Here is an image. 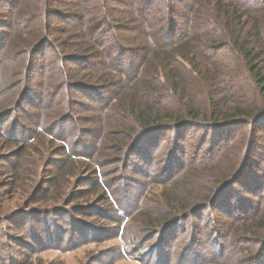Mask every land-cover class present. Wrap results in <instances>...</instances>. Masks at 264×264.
I'll return each mask as SVG.
<instances>
[{
	"label": "trees",
	"instance_id": "16d2710c",
	"mask_svg": "<svg viewBox=\"0 0 264 264\" xmlns=\"http://www.w3.org/2000/svg\"><path fill=\"white\" fill-rule=\"evenodd\" d=\"M206 2H210L213 24H209L207 18L210 17L200 11ZM59 4L67 6L68 10H54L49 0H41L40 15L27 18L34 21L33 30L39 38L20 40L17 31L21 33L23 22L15 19L13 5L0 0V9L8 8L6 13H0V32L4 33L0 34V52L8 41L11 43V37L7 36L11 30L15 31V45H29L17 56L23 58V68L17 72L15 81L21 92L15 94L7 107L23 113L19 120L21 125L17 124L18 119L13 120L6 129L8 136L49 140L52 138L48 134L52 127L50 120L41 113L32 115V111L56 106V113H62L64 120L74 126L77 139L87 133L94 142L109 139L114 162L126 159L129 164L134 158L145 159L147 151H155L164 142L167 146L168 141L173 146L178 145L186 132L193 129L206 131V137L210 136L213 141L217 139L219 150L233 140L229 133L240 130V134L246 135L245 130L249 128L248 142L252 150L248 157L233 154V164L218 177L211 178L207 189L191 188L190 197L179 196L178 182L164 185L160 193L163 203L159 205L162 210L140 214L144 222L141 229L122 227L141 209L139 199L145 194V185L140 181L130 180L127 189L126 185L119 189L114 179L112 183L110 178L105 180L107 175L102 176V172L95 169L91 172L89 195L102 196L114 218L109 220L116 225L110 239L124 234V247L114 254L110 264L123 258L138 259L139 253L145 251L139 234L146 231H152V237L156 234L159 238L154 254L158 249H167L165 242L171 229L183 221H192L189 249L196 250L202 240L198 229L193 232L192 227L206 220L208 226H214L205 234L208 241L213 239L225 244L232 239L227 231L236 218L243 224L250 219L255 231L250 229L249 244L243 249L245 256L237 262L234 259L232 264H264V236L259 235L261 231L264 233V168L251 176L247 173V168L251 167V152L261 139L256 140V130L264 129L263 28L256 19L253 28L247 31L245 23L247 16H259L260 11H255L261 7L259 0H68L65 5ZM247 4L252 5L250 12H246ZM24 25L27 26L25 21ZM54 30L61 32L63 38L52 41L48 32ZM225 49L232 52L230 61L235 65L232 70H227L226 63L217 60V54ZM44 51L49 52V58ZM8 60L10 56L4 55L0 64ZM39 74L46 83L37 82ZM222 78L231 90L239 89V79L251 81L261 107L258 110L236 107L231 111L217 107L216 98L221 91L216 88L215 80L220 85ZM53 91H56L55 98H51ZM190 91L203 94L202 105ZM79 95L92 104L84 111L89 114L84 120L92 126L90 129L76 127L79 119H75L73 105H80L75 102ZM8 114L10 117L13 113ZM223 133L227 136L219 138ZM218 143L214 141L213 146L217 147ZM206 144L207 139L201 146ZM97 146L93 143L88 148L92 156L99 151ZM22 150L26 152L25 148ZM60 153L66 160L72 157L65 146L60 147ZM164 159L165 170L176 163L172 153ZM254 164L257 163L252 166ZM66 170L64 164L58 165L50 180L54 181ZM165 170L160 174L166 176ZM111 188L120 202L112 197ZM126 194L132 195L130 200L125 199ZM95 216L108 220L102 213ZM182 234H186V229ZM257 245L259 249H254Z\"/></svg>",
	"mask_w": 264,
	"mask_h": 264
},
{
	"label": "rangeland",
	"instance_id": "374dc122",
	"mask_svg": "<svg viewBox=\"0 0 264 264\" xmlns=\"http://www.w3.org/2000/svg\"><path fill=\"white\" fill-rule=\"evenodd\" d=\"M6 1L8 6H14L15 19L23 22L21 33L17 31V37L20 40L39 38L40 35L35 34L33 30L34 21L27 18L40 15L41 0ZM49 1L54 10H68L67 6H59L61 5L59 3L65 5L64 3L68 0ZM209 3L206 2L200 11L209 16L210 18L207 16L206 18L209 24H213ZM247 5L246 12H250L252 5ZM259 5H261L260 9L255 10L260 11L259 16L249 15L245 23L249 31L257 19V23L263 28L261 33H263L262 42H264V0H259ZM7 10L8 8H1L0 13H6ZM0 34L4 35L3 32ZM27 34L35 39L27 38ZM48 34L52 41L63 38V34L58 30L49 31ZM249 34L251 36L252 32ZM7 36L11 37V43L8 41V45L0 52V59H3L4 55L10 56L6 64H0V264H110L115 257L114 254L124 247V234L121 238L110 239L116 225L110 224L109 220H114V218L109 213V208L102 196L89 195V190L92 189L91 172L95 169L102 172V176L107 175L105 180L110 178L112 183L114 179V185H117L119 189H122L123 185L124 187L126 185L127 189L131 181H140L145 185V194L139 199V205L142 204L140 211L134 214L130 221H125L122 226L125 230L128 227L141 229L144 222L140 214L153 211L159 213L162 210L159 205L163 203L160 193L164 185L178 182L180 184L179 196L190 197L191 188H199L203 191L210 187L208 181L218 177L217 175L222 174L233 164L231 160L233 154L237 152L239 158L241 155L248 157L249 151L252 150L248 142L249 128L245 130L246 135L240 134V130L229 133L228 135H232L233 140L226 146L222 145L219 150L220 143L217 139H214L218 143L215 147L211 137H206V131L197 132L193 129L186 132L184 140L178 145L173 146L172 142L168 141L169 146H167L164 142L155 151H147L145 159L134 158V161L129 164L125 162L126 159L121 163H115L109 139L102 138L94 142L88 133L87 136L80 135L77 139L74 126L64 120L62 113H56L58 109L56 106L32 111L34 113L32 115L41 113L50 121L53 117V120L49 121V126L52 125V127L48 133L52 138L49 137V140L46 138L27 140L24 137L13 139L8 136L9 132L6 129L13 120L18 119L17 124L21 125L19 120L23 113L15 112L12 107H7L12 104L15 94L21 92L15 81L17 72L23 68L21 63L23 58L17 56L20 55L21 49L27 50L29 45H15V31L13 30L8 32ZM44 55L49 58L48 51H44ZM231 56L232 52L225 49L217 54V60L226 63L227 70H232L235 65L230 61ZM54 62L55 60L52 63ZM36 80L39 83L47 82L40 78V74ZM238 83L239 89L231 90V86L227 85L223 78L220 85L215 80L216 88L221 91L216 98L217 107L229 111L236 107L244 110H258L261 107V100L252 82L248 80L243 82L239 79ZM167 93L166 90L165 94ZM190 93L201 105L203 104V94L199 95L197 91H190ZM31 94L34 96L33 93ZM55 96L56 91H53L51 98ZM76 98L78 102H75L80 104L73 105L74 114L77 116L75 119H79L76 127L90 129L92 126L89 127L84 120L89 114L84 111H87L85 109L92 104L80 95ZM8 113H13L12 117H8ZM5 117H7L6 120H4ZM251 127L254 129L253 123ZM220 135L222 137L219 136V138L222 139L227 136L225 133ZM255 137L256 140L260 137L261 139L251 152L252 161L250 162L251 167L247 168L248 176L264 168V164L261 165L262 168H259L260 161H264V129L256 130ZM205 139H207L206 146H201ZM93 143L98 145L96 148H99V151H95L92 156L88 148ZM62 146L70 150L71 161L61 156L60 147ZM23 148L26 149L25 153L21 151ZM171 153L176 163L165 170L164 158ZM241 160L242 158L239 161ZM252 163L257 164L252 166ZM61 164H64L67 170L51 181L56 167ZM179 165L183 166L179 167ZM164 170L166 176L160 174ZM162 174L165 173L162 172ZM112 192V197L118 200L113 189ZM131 197L132 195L126 194L125 199L130 200ZM110 200L112 201V198ZM123 208L126 206L123 205ZM84 209L87 211L84 212ZM119 209L122 210V208ZM114 211L118 214V210L114 209ZM100 213L108 218V222L101 219L103 216H95ZM236 219L234 225L228 226L230 229L228 228L227 236L232 235V239L225 244L217 243L216 240L213 242V239L208 241L205 234L213 225L208 226L206 220L192 227L193 232L198 229L199 238L202 240L199 248L189 249V245L187 246L191 235L189 225L192 221L189 220L186 223L183 221L171 229L166 239L167 242H165L167 249L163 251L158 249L154 254L159 238L156 234L152 237V231H146L144 234H139L143 241L141 246L145 251L139 253L138 259L123 258L113 264H204L210 261L218 264H232L234 259L237 262L245 256L243 249L249 244L248 237L251 230L255 231L250 219H247L245 224L239 222L240 218ZM183 229H186V234H182ZM260 233L259 235L263 237L264 233L262 231ZM254 242L259 243L255 240ZM256 248L259 249V246H255L254 249ZM141 260L144 263H141Z\"/></svg>",
	"mask_w": 264,
	"mask_h": 264
}]
</instances>
